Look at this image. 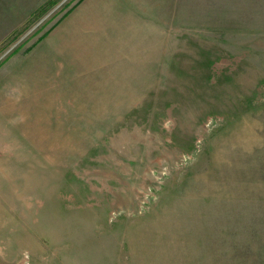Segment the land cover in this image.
Instances as JSON below:
<instances>
[{"label": "rangeland", "instance_id": "obj_1", "mask_svg": "<svg viewBox=\"0 0 264 264\" xmlns=\"http://www.w3.org/2000/svg\"><path fill=\"white\" fill-rule=\"evenodd\" d=\"M0 0V264H264V0Z\"/></svg>", "mask_w": 264, "mask_h": 264}, {"label": "crops", "instance_id": "obj_2", "mask_svg": "<svg viewBox=\"0 0 264 264\" xmlns=\"http://www.w3.org/2000/svg\"><path fill=\"white\" fill-rule=\"evenodd\" d=\"M85 2H86V5L91 4V3L93 4L95 2V0H86Z\"/></svg>", "mask_w": 264, "mask_h": 264}]
</instances>
